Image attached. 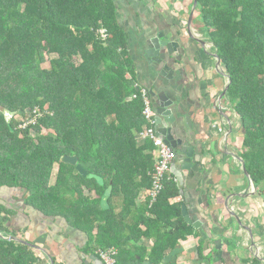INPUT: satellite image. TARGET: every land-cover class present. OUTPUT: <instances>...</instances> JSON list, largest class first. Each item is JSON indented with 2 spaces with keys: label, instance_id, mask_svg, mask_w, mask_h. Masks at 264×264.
I'll list each match as a JSON object with an SVG mask.
<instances>
[{
  "label": "trees",
  "instance_id": "1",
  "mask_svg": "<svg viewBox=\"0 0 264 264\" xmlns=\"http://www.w3.org/2000/svg\"><path fill=\"white\" fill-rule=\"evenodd\" d=\"M197 12L230 77L226 98L241 121V157L264 197V0H197ZM137 70L115 0H0V188L26 190L31 208L64 218L96 248H117V264H132L140 251L161 264L193 238L202 257L205 241L185 219L182 201L174 200L181 191L172 173L149 205L158 158L154 143L140 138L148 125L147 88ZM34 109L35 124L19 127L18 117L29 118ZM5 110L15 112L9 123ZM65 156H76L104 184L78 174L61 161ZM118 197L122 210L116 213ZM0 231L6 234L1 222ZM152 239L150 250L139 246ZM42 260L32 248L0 239V264Z\"/></svg>",
  "mask_w": 264,
  "mask_h": 264
},
{
  "label": "crops",
  "instance_id": "2",
  "mask_svg": "<svg viewBox=\"0 0 264 264\" xmlns=\"http://www.w3.org/2000/svg\"><path fill=\"white\" fill-rule=\"evenodd\" d=\"M115 2L119 22L130 40V52L138 69L140 85L150 92H166L175 101L181 128L178 138H183L184 145L195 152L191 175V171L183 168L184 156L180 150H176L178 170L184 177L185 194L174 200L182 201V207L183 204L187 205L191 219L201 223V229L208 238L204 242L202 257L199 255L198 241L193 238L177 246L182 251L175 261L168 264H258L253 254L264 258V197L257 191L253 195L236 196L229 201L232 194L251 192L240 162L242 125L228 98L219 100L228 79L221 74L225 71L224 67L220 64L218 68L216 65L213 45L202 30L197 8L190 29L194 0ZM160 31L178 48V52L172 56L166 49L163 51L162 56L172 69V73L163 69L164 75L157 64L150 65L146 55V51L152 47L151 39ZM153 101L157 102L158 97H153ZM226 136L228 138L224 139ZM154 154L158 158V151ZM195 156L200 160L196 161ZM55 168L58 172V166ZM85 195L95 197L92 192L86 191ZM145 195L143 191L137 199L138 208L144 203ZM27 196L22 188H0V222L3 223L5 236H13L45 251L32 248L36 255L42 256L43 264H52L50 258L55 264H101L97 255L100 248L90 243L85 232L76 229L62 217L46 216L31 208L25 202ZM109 199L106 205L102 203L106 208L110 206ZM122 201L120 197L114 199L116 213L121 212ZM229 205L251 227L255 248L251 245L249 232L236 221ZM137 207L133 206L132 209ZM196 231L199 235L200 231ZM235 239L238 248L242 249L240 254L232 249ZM217 240L222 241L220 250L215 246ZM153 245L152 239L142 240L139 246L150 250ZM117 251L118 261L120 251ZM173 251L167 252L166 257ZM140 255H144V252L130 257L133 258L132 264H154L148 255L145 258Z\"/></svg>",
  "mask_w": 264,
  "mask_h": 264
},
{
  "label": "water",
  "instance_id": "3",
  "mask_svg": "<svg viewBox=\"0 0 264 264\" xmlns=\"http://www.w3.org/2000/svg\"><path fill=\"white\" fill-rule=\"evenodd\" d=\"M196 8H197V0H194V5L192 8L191 16H190V20H189V24H191L190 29L192 27V20H193V16H194V12H195ZM190 35L192 38H194L192 33ZM197 41H198V43L203 45L201 40L197 39ZM151 44H152V47L146 51V55L148 57L150 65L157 64L160 67V71L162 72L163 75H164L163 69L172 73V69L169 67L168 64H166V61L164 60L162 54H163V51L165 49L170 56L176 54L178 52V48L176 49L177 44H174L173 41H169L168 39H165V35L162 31H160L157 34V36H155L154 38L151 39ZM213 57L216 59V61H217L216 65L219 68L220 67V60H219L217 53H215L213 55ZM221 74L226 79H228V85H226L223 93L219 97V100H221L223 97H226V93H228V90H229L230 85H231V80H230L229 75L226 74L225 71L222 72ZM150 94L153 97H158V101L154 102V108L156 110V132H157L159 138H161L171 148V150H173V151L180 150L181 151L182 156H184L183 168L187 171H191V175H193L192 168H193V158H194L195 152L192 148L184 145L183 138H178V134L181 133V128H180V121L178 118V108L176 109L175 101L173 99H171L169 96H167L166 92L155 93V92L151 91ZM14 115H15V112H10L7 110L4 111L5 120L8 123L11 121V119ZM226 138H228V136H226L224 139H226ZM195 160L199 161L200 158H197V156H195ZM61 161L68 164V165L75 166L78 174H80L84 178L96 179V181L98 182L99 185L104 184V180L102 178L97 177L95 175L88 174V172L80 164H78V159L76 156H71V157L65 156L62 158ZM240 162L242 165L243 173H244L245 177L249 180L251 192H248L247 194H232L229 197V201H231V199H234L236 196L246 197L249 195H253L254 193H256L258 191L256 184H255V181L252 179L251 175L249 174V172L246 168L245 161L240 158ZM177 164H178V161L177 160L174 161V163L172 164L171 172L177 180L179 189L181 190V195L184 196V194H185L184 177H183L182 172L180 170H178ZM112 192H113V186H110V188H108V190L106 191L105 197L103 198V201H102V203L104 205H106L108 203V199L112 196ZM229 210H230L231 214L236 218V220H238L239 224L243 227V229L246 230L247 232H249V235H250L251 240H252L251 245L253 248H255L256 247L255 236L253 234L251 227L242 221V219L237 214V212L231 208V205H229ZM183 215H184L185 219L190 224H193L195 226V229L200 231V234L202 236V240L205 241L208 237L202 231L201 223L198 221H193L191 219L190 214H189V210H188V207L186 204H183ZM0 239L17 242V243L29 246L31 248L37 249L39 251L45 252L42 249H40V248L30 244V243H27L23 240L15 238L13 236H5L1 231H0ZM221 242H222L221 240H217L215 242V246H216L217 250H220L219 245H221ZM180 251H182V248L176 247V249L169 256H167L163 259V264H168V263L175 261L177 259L178 254L180 253ZM254 255H255V258L258 260L259 263L264 264V258L263 257H260L258 254H254ZM50 260H51L52 264H55L54 261L52 260V258H50ZM100 262H101V264H104L103 261L100 260ZM144 264H151V263L149 262V263H144Z\"/></svg>",
  "mask_w": 264,
  "mask_h": 264
},
{
  "label": "built area",
  "instance_id": "4",
  "mask_svg": "<svg viewBox=\"0 0 264 264\" xmlns=\"http://www.w3.org/2000/svg\"><path fill=\"white\" fill-rule=\"evenodd\" d=\"M102 37H107L105 30L100 31ZM142 96L144 99V110L143 114L148 122V125L140 133L142 141L151 140L158 151V163L155 166L152 175V187L149 191V205L150 207L157 201L165 188V181L170 176L172 164L177 160L178 155L176 151L171 148L159 138L156 132V110L154 108L153 98L150 96L147 89L142 90ZM39 116V110L34 109L33 115L29 118H22L19 127L25 128L30 124H35ZM100 259L104 264H117L118 251L116 248L100 249L97 251Z\"/></svg>",
  "mask_w": 264,
  "mask_h": 264
},
{
  "label": "rangeland",
  "instance_id": "5",
  "mask_svg": "<svg viewBox=\"0 0 264 264\" xmlns=\"http://www.w3.org/2000/svg\"><path fill=\"white\" fill-rule=\"evenodd\" d=\"M19 118V120H21L22 118H20V117H18ZM57 167V166H56ZM57 168H55L54 169V172H53V175H52V184H54V182H55V180H56V175H57V170H56ZM236 221H238V220H236ZM239 223V222H238ZM240 225V224H239ZM234 242V246H233V250H235L236 252H238V254H240L241 252H242V249L240 250L239 248H238V243H237V240L235 239V241H233ZM249 248H251V245H249ZM254 254H256V253H254ZM253 254V258H255V255ZM258 264H260V263H258Z\"/></svg>",
  "mask_w": 264,
  "mask_h": 264
}]
</instances>
